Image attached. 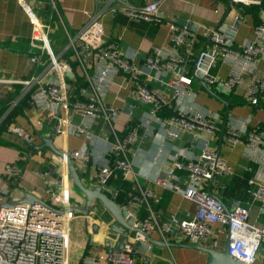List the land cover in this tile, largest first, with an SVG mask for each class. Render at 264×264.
<instances>
[{
  "label": "built area",
  "instance_id": "2783aa9c",
  "mask_svg": "<svg viewBox=\"0 0 264 264\" xmlns=\"http://www.w3.org/2000/svg\"><path fill=\"white\" fill-rule=\"evenodd\" d=\"M96 3L102 0H95ZM164 0H144L134 5L130 0H106L102 10L90 15L87 23L75 34H70L69 43L62 52L54 49L51 40V26L44 22L35 5L22 0V6L32 23L31 46L38 51L29 58L31 63L42 64L44 71L30 79L16 80L30 88L38 85L32 100L45 102L59 109L56 133L63 138L62 164L67 169L66 156L69 155L79 172L91 175L95 187H100L112 199L119 196V190L111 185V180L120 173L124 180L132 175L136 183L119 205L126 210V220L132 222L121 235L111 233L113 219L97 216L90 208L86 217L93 230L105 229V241L98 252L86 254L80 264H146L153 253V244L145 235L157 232L165 242L182 236L188 242L220 248V238L229 239V252L249 264H264V226L250 222L253 202L261 204L264 211V129L256 127L248 130V122L230 121L224 136L225 142L235 145L245 143V154L259 165V170L248 179L251 201L238 204L229 211L225 205L210 194L207 187L214 182L216 175L231 176L233 171L222 159L218 148L207 146L193 158L174 157L170 167L149 181L164 190L181 194L196 206L195 212L182 218L178 214L162 217L153 209L152 201H159L151 189H144L140 177L133 166L131 154L133 146L140 140V125L129 127L124 136L114 128L119 112L106 105L95 83L94 68L103 64L106 69L118 70L126 74L134 84V94L140 102L151 106V117L165 123L167 136L178 139L183 132L215 134L222 120L220 112L195 114L186 102L194 101L196 91L192 89L197 73L204 71L202 79L210 88L234 94L244 77L252 76L247 103L257 105L263 91L264 77L260 73L259 60H264V15L255 27L257 38L237 42L235 22L239 15L222 19L217 26L202 34L206 47L198 54L193 75L186 74L193 61L195 45L199 34L189 25L167 20L171 28L172 48H156L144 62L137 60L138 54L123 53L114 42L105 40L101 20L106 11L122 12L130 22H147L152 25L164 23L166 18L161 11ZM236 9L259 7L264 11V0H232ZM204 56L210 61L205 63ZM216 60L231 65L226 77L210 73ZM206 65V66H205ZM72 74V77L67 76ZM160 73V74H158ZM88 88L86 99L79 97V90ZM86 93V90H84ZM16 104V101L14 102ZM71 109L84 119L104 118L110 125L113 140L108 151L109 159L97 172L92 171L91 155L88 150L67 148L66 138L72 127L69 115ZM134 112V106L130 108ZM38 127V125H37ZM10 132L31 141V135L19 126L8 128ZM87 136L84 128L77 130ZM89 135V134H88ZM165 138L161 140L164 143ZM8 172L18 174L16 165H9ZM66 178L51 183L50 201L23 203L9 208H0V264H70L69 252L71 233L76 212L72 211V187ZM7 192L0 187V202ZM94 204V203H93ZM142 210L145 215H142ZM108 241V242H107ZM138 243L147 248L141 252ZM122 244V247L120 245ZM138 255L141 262H138Z\"/></svg>",
  "mask_w": 264,
  "mask_h": 264
},
{
  "label": "crops",
  "instance_id": "0c3cea01",
  "mask_svg": "<svg viewBox=\"0 0 264 264\" xmlns=\"http://www.w3.org/2000/svg\"><path fill=\"white\" fill-rule=\"evenodd\" d=\"M24 1L35 5V8L43 7L44 3L48 1L51 4L62 27L58 39L54 42L57 52H62L69 43L67 30L70 34H75L87 23L90 15L102 10L106 4V0L98 3L95 0ZM21 2L22 0H0V187L7 192L5 200L0 204L8 202L12 198H20L23 196V191L31 192L42 200L50 201L52 185L48 183L51 182L55 185V182L65 179L66 172L71 181V187L75 186L68 165L65 169L60 155L56 152V150L61 151L64 145L63 138H60L56 133L59 109L45 102L32 100V95L37 90L38 85L28 88L24 84L15 83L16 80L39 76L44 71L42 64L31 63L27 52H25L28 40L32 35V23ZM130 2L134 5H140L144 0H130ZM160 9L166 20L159 25H152L147 22H130L122 12L106 11L101 17L105 40L116 43L123 53L136 52L138 54L137 60L142 64L146 56L154 49L172 48L169 20L174 19L179 24L189 25L193 31L199 34L193 61L186 71V74L191 76L194 74L193 70L198 54L207 45L206 40L202 37L204 32L217 26L222 19L227 17V19H231L233 16L239 15V19L241 17L239 26H236L239 20L235 22L237 42L254 40L257 38L255 27L264 15V11L259 7L236 9L234 4L229 5V0H164ZM192 24L194 25L193 28ZM57 29L58 27H51V33L57 32ZM201 44V49L196 54L198 45ZM258 66L264 77V60H259ZM230 71L231 65L220 60H216L210 67V73L219 77L228 76ZM94 77L103 102L119 112L113 122L116 132L124 136L129 125L130 127L135 124L140 125V140L133 146L134 152L131 157L135 171L146 176L145 178L140 177L141 185L144 189H151L155 197L159 199V201H152L153 209L158 215L169 217L171 214H178L182 218H186L188 214L195 212L196 206L181 194L164 190L149 181L148 178H154L160 172L167 170L175 156L190 159L201 154L207 146L218 148L222 159L233 171L231 176L216 175L214 182L212 181L208 185L207 190L211 189L212 193L221 198L225 204L231 203L233 207L251 201L248 192V179L259 170V165L251 161L245 154L244 141L229 145L225 142L224 137L222 139L221 131L226 120V106L220 99L206 90L199 81L202 89L196 90V98L194 101L186 102V105L195 114L206 115L220 112L222 120L218 122L219 129L215 134L183 132L178 139H174L166 137L167 128L164 122L151 117V106L140 102L136 97L133 81L126 74L118 70L106 69L103 64H97L94 68ZM251 80L252 76L246 75L237 91L231 94L235 105H231V102L223 97V95H230L213 89L218 94H223L221 96L229 102L225 134L230 121L241 123L247 120L248 130L264 127V85L263 91L260 93L263 97L261 105H253L244 101ZM16 84L23 86L21 95L17 97H15L17 95L15 93ZM84 90L78 91L79 97L83 100L86 99V94L89 91L87 87ZM27 96L29 99L23 100L19 109L20 112L15 111L20 101ZM131 106H134V112L130 114ZM69 115L72 119V127L66 138L67 148L69 150H88L91 155L92 171L97 172L108 163V151L113 140L110 125L104 118L84 119L73 109ZM12 126H19L30 134L31 141L10 132L8 128ZM79 128H84L89 135L79 133L77 131ZM163 138H165L164 143L161 142ZM50 139H52V144L56 150L46 144V141ZM13 164L19 168L18 174L8 172V166ZM90 176L85 174L84 178H80L85 186L94 189L96 187ZM17 180H19L20 188L14 184ZM127 181L136 183L132 175L128 176ZM228 188L231 189L230 192ZM93 205L91 204L90 208ZM75 207L80 209L85 207L84 194L83 198L78 199ZM76 213L82 219L88 235L82 243L83 256L91 252H98L101 249V244L105 241V229L93 230L90 222L87 221V214ZM142 215H145L143 210ZM101 217L114 220L111 225V233L113 234L121 235L127 229L121 225L123 228L121 232L114 231L112 226L116 223V219L107 209ZM250 222L264 226V211L261 210L260 202H253ZM150 236L156 241H163L157 232L150 234ZM71 239L70 264H80L82 258L76 260L73 257L79 252L75 248L76 243L73 240V227ZM220 239V248L223 249L227 241L226 235L221 236ZM89 241L91 243H88ZM169 242L181 244L188 241L179 236ZM169 242H165L166 244L152 242L153 253L148 257L150 259L149 264L206 263L208 255L205 252L190 247L167 245ZM207 244L209 241L203 245L207 246ZM165 249L170 257L165 255ZM138 262H141L139 255Z\"/></svg>",
  "mask_w": 264,
  "mask_h": 264
},
{
  "label": "water",
  "instance_id": "95a60500",
  "mask_svg": "<svg viewBox=\"0 0 264 264\" xmlns=\"http://www.w3.org/2000/svg\"><path fill=\"white\" fill-rule=\"evenodd\" d=\"M232 4H234V2L232 0H229V5H232ZM240 19H241V17H240ZM240 19L236 23V26H239ZM191 26H192V28L194 27L193 24ZM203 61L205 63H207L210 61V58L208 56H204ZM203 74H204V71L198 72L196 79L204 86V88L206 90H208L210 93L215 95L218 99H220L225 104L226 109H227L226 110V116H225L226 120H225L224 126H223L222 131H221V135H222V139H223V137L225 135V128H226V124H227L228 112H229V107H230L229 102L226 99H224L220 94L215 92L212 88H210V86L202 79ZM67 76L72 77V74L67 73ZM222 139H221V143H222ZM46 144L49 147H51L52 149L56 150L54 148V145L52 144V139L47 140ZM56 152L60 155H63L60 150H56ZM66 162L68 165V170H69L70 176H71L75 186L78 187V189L84 194V197H85V207L83 209H80V208H77L74 206L71 208L72 211L83 212L84 214H88L91 204H93L94 201L98 200L100 203H102L104 205V207L107 209V211L116 219V223L112 226V229L114 231L121 232L123 230L121 225H124L126 228H129L130 227L129 223L132 222V219L131 218L128 219L129 223L124 221V217H126V215H127L126 210L123 209L108 194L103 192L100 187H96L94 189H91V188H88L87 186H85L84 183L82 182L81 178H80V175H79V172L76 168V165L74 164L72 158L69 155L66 156ZM14 184L16 187L20 188L19 180H17ZM208 191L210 194H213L211 189H209ZM215 197H217L225 205L226 211H229L230 208H233L231 203H229L227 205L217 195H215ZM34 202H44V200L40 199L39 197H37L35 194H33L31 192L23 191V196H21L18 199L12 198L8 202L0 204V208H9V207H13V206L18 205V204L34 203ZM145 235L147 236V238L151 242L158 243V244H166L163 241H156L155 239H153L150 236V234H148L146 232H145ZM88 243H91V241H89ZM167 245L190 247V248H195V249L201 250L208 255V258H207V261L205 264H249V263H246V262H244V261H242V260H240V259H238L235 256L230 254V252H229V239H227L225 247L223 249H218V248L206 246V245L199 243L198 241L181 243V244L169 242V243H167ZM120 247H122V244L120 245ZM136 248L138 250H140L141 252H145L147 246L145 243H138L136 245ZM149 263H150V259L147 258L146 264H149Z\"/></svg>",
  "mask_w": 264,
  "mask_h": 264
},
{
  "label": "trees",
  "instance_id": "16d2710c",
  "mask_svg": "<svg viewBox=\"0 0 264 264\" xmlns=\"http://www.w3.org/2000/svg\"><path fill=\"white\" fill-rule=\"evenodd\" d=\"M254 7H256V6H254ZM35 9L38 12V14L43 18L44 22H46L47 24H50L51 27H58L57 32H55V33L52 32L51 33V40H52V43H53V46H54V49H55L54 42L58 39V37H59L58 34H60L61 31H62L61 23H60L58 17L56 16L57 14L55 13V11L52 8V6L49 3V1L44 3L43 7H41V8L36 7ZM244 9H248V8H244ZM201 46H202V44L200 46L198 45L196 54L199 53V51L201 49ZM25 52H27V55H28L29 58L31 56L36 55L38 53V51L31 46V38L28 40ZM192 87H193V89L195 91L202 89L201 84L198 82V80L196 78H194ZM213 89L215 90L214 87H213ZM22 90H23V86L20 85V84H16L15 85V91H16L15 93L17 95L15 97L20 96L21 93H22ZM221 95H223V94H221ZM223 97L226 98L228 101H230L231 105H235V101L233 100V95H230V96L223 95ZM25 99H29V96L23 98L20 101V104H18V106H17L18 110L16 109L15 111L20 112V110H19L20 106H21V104H23V100H25ZM262 99H263V97H262V95H260V99H259L258 105H261V103H262L261 100ZM129 127H130V125H129ZM261 129H264V127H261ZM80 177L84 178L85 177V173L80 172ZM111 185L116 187L119 190V192H120L119 196L114 198L115 201H117L118 203H123L124 202L125 197L127 196V193L133 187V183H131L130 181H127V180H123L122 175L120 173L116 174V176L111 180ZM228 191L230 192L231 189L228 188Z\"/></svg>",
  "mask_w": 264,
  "mask_h": 264
},
{
  "label": "rangeland",
  "instance_id": "374dc122",
  "mask_svg": "<svg viewBox=\"0 0 264 264\" xmlns=\"http://www.w3.org/2000/svg\"><path fill=\"white\" fill-rule=\"evenodd\" d=\"M79 198H83V194L78 189L77 186H74L72 188V198H71L72 205H76L78 203ZM91 209L96 212V215L98 217H99V215L102 216L104 214V212L106 211V208L104 207V205L98 201H96V203H94V205L92 206ZM74 215L77 216L78 214L76 213ZM87 237H88V235H87V232L85 230L84 223H83L82 219L79 216H77L73 221V240L76 243L75 248H77V250H79V252L73 256L76 260L81 259L83 257V245H82V243L85 239H87ZM155 249H156V246H155ZM165 255H167V257H170V254H168L167 250L165 252Z\"/></svg>",
  "mask_w": 264,
  "mask_h": 264
}]
</instances>
